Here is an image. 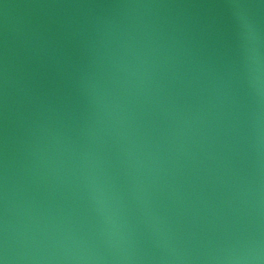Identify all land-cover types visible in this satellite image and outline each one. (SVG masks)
Segmentation results:
<instances>
[{
  "label": "water",
  "instance_id": "obj_1",
  "mask_svg": "<svg viewBox=\"0 0 264 264\" xmlns=\"http://www.w3.org/2000/svg\"><path fill=\"white\" fill-rule=\"evenodd\" d=\"M193 0H0V264H96Z\"/></svg>",
  "mask_w": 264,
  "mask_h": 264
}]
</instances>
